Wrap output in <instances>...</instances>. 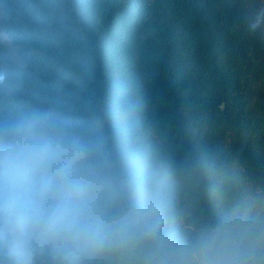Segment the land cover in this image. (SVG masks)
Listing matches in <instances>:
<instances>
[{
  "label": "trees",
  "instance_id": "16d2710c",
  "mask_svg": "<svg viewBox=\"0 0 264 264\" xmlns=\"http://www.w3.org/2000/svg\"><path fill=\"white\" fill-rule=\"evenodd\" d=\"M26 118L80 149L84 264H264V0H0V124Z\"/></svg>",
  "mask_w": 264,
  "mask_h": 264
},
{
  "label": "clouds",
  "instance_id": "9594fccd",
  "mask_svg": "<svg viewBox=\"0 0 264 264\" xmlns=\"http://www.w3.org/2000/svg\"><path fill=\"white\" fill-rule=\"evenodd\" d=\"M80 155L43 119L0 124V264H46L53 256L84 264L104 250L109 225L78 170ZM129 191L131 219L150 222L158 184L146 178Z\"/></svg>",
  "mask_w": 264,
  "mask_h": 264
}]
</instances>
